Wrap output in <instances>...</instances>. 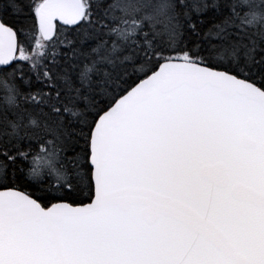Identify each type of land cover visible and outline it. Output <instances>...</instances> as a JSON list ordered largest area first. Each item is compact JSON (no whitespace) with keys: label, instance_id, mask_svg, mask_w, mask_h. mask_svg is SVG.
Instances as JSON below:
<instances>
[{"label":"snow or ice","instance_id":"obj_1","mask_svg":"<svg viewBox=\"0 0 264 264\" xmlns=\"http://www.w3.org/2000/svg\"><path fill=\"white\" fill-rule=\"evenodd\" d=\"M0 264H264V0H0Z\"/></svg>","mask_w":264,"mask_h":264}]
</instances>
